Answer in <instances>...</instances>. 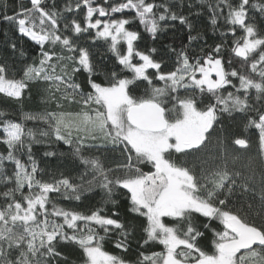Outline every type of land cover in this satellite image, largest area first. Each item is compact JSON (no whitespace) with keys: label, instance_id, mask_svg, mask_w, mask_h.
I'll return each instance as SVG.
<instances>
[{"label":"snow or ice","instance_id":"6c2138e0","mask_svg":"<svg viewBox=\"0 0 264 264\" xmlns=\"http://www.w3.org/2000/svg\"><path fill=\"white\" fill-rule=\"evenodd\" d=\"M253 13L264 20V0H18L11 15L2 0L0 24L38 47L29 60L10 42L19 70L0 60V94L16 105L0 107V264H61L65 244L82 264H264V28ZM137 22L152 41L169 30L187 41L142 50L129 27ZM208 32L219 41L208 44ZM98 40L119 71L97 63ZM33 85L39 112L23 108ZM228 118L258 133V167L229 166L228 140L240 149L251 141L229 137ZM213 140L216 154L201 159ZM60 143L82 166L75 177L37 158V146L53 158ZM98 190L102 203L87 212L57 202ZM118 192L144 221L139 247L162 250L133 262L105 249L112 240L128 253L135 235Z\"/></svg>","mask_w":264,"mask_h":264},{"label":"trees","instance_id":"16d2710c","mask_svg":"<svg viewBox=\"0 0 264 264\" xmlns=\"http://www.w3.org/2000/svg\"><path fill=\"white\" fill-rule=\"evenodd\" d=\"M2 2V0H0ZM18 3V0H7V4L9 7V14H12V9L16 6ZM121 14H116L117 17H119ZM125 16L132 15L131 13H125ZM255 16V23L258 29L264 28V20H261V16L259 13H253ZM79 18V17H78ZM130 28L137 30L141 32L143 36L142 41H138V45L142 50H146L148 47L155 46L158 49H164L165 45L173 44V46H177L181 40L187 41V33L186 32H177L175 36L172 34V30H169V32L164 33L160 39L157 41H152L147 33L143 31V29L139 26L138 22L134 25H130ZM239 34V33H238ZM264 34V33H262ZM220 39L219 34L216 36H213L211 32L207 33V42L208 44H213L214 42H218ZM175 41V43H173ZM10 42H15L18 46V48H22L24 52L27 54V57L29 60H31L36 55L37 47L33 42L29 41L27 38L20 37L19 34L10 29L5 24H0V60H8L10 64H15V67L17 70H19L24 62V58L19 57L17 55H13L11 48H10ZM95 52V58L97 63L105 70H110L113 67L116 68L117 71H119V65L115 63V58L112 57L111 53L107 51V45L103 40L97 41V47L94 49ZM158 58V57H157ZM172 64L171 61L168 62L166 69L171 68ZM150 72L152 70H149ZM121 75L131 76V73H121ZM81 81H83V77L80 78ZM98 80L103 81V76L97 77ZM159 84V82H157ZM143 88L138 90L137 94H142ZM0 107H7V108H15L16 105L14 102L9 101L7 98L3 97L2 94H0ZM45 105L41 103V94L38 89V86L33 85L32 91H31V99H25L23 108L25 111H32V112H39L43 110ZM239 115V114H238ZM250 115H255V113H250ZM244 121L242 120H235L228 118L225 120V128L227 129V135L231 137L233 134H241L244 137L248 138L251 141V145L248 149L252 147L253 144L256 145V148L251 152L250 155H246L244 157H240L235 153V151L239 150H245L240 149L237 146L233 145L231 143V139H229L230 147L232 149L228 148L229 153H231L232 156L236 157L234 161L230 160L229 166L235 167L237 170L240 171H247L248 166L251 164L253 167H258L259 162L257 159V153H258V133L255 129H250L247 132L244 131L243 128ZM29 127L32 126V123L29 122ZM3 150V146H0V151ZM53 150L57 151V156L53 158H44L42 156L43 147L37 146L35 149L36 155L38 160L41 161V167L45 168L47 170H52L53 172H56L57 174L59 172H64L66 175H71L75 177L82 169V166L78 165V162H75L72 158V156L69 154V150L67 146H64L62 143L60 144H54ZM248 151V150H247ZM60 153H64V155H60ZM216 154V148H215V140L209 145L208 148H206L202 153H200V158L203 159L205 157H210ZM116 160H108V164H114ZM148 168H145V171H147ZM259 181V173H257V183ZM123 191V190H122ZM102 197L103 193L99 190L93 194H91L88 198L84 199L82 202H69V201H63L58 200L57 202L64 207H70L75 208L78 211L87 212L90 209H92L94 206L99 205L102 203ZM117 199L120 201V213L121 218L124 219L127 222L128 227L135 228V235L132 237V246L128 253H122L119 249H116L114 247V244L112 240H108L105 243V249L116 255H123L127 260L135 262L137 259L139 252H152V251H160L162 250V246L158 244H152L149 246H145V248H140L138 241H141L143 237V232L141 230V225L144 223L142 218H136L133 216V214L127 212V200L123 195H121L119 192L116 194ZM250 197L246 194L241 202H245ZM256 208L259 209V200L258 197L256 198ZM110 207V206H109ZM110 215V212L108 213ZM203 222L204 218H200ZM259 222V221H257ZM214 227H222L217 225L215 222L213 223ZM211 239H212V233L211 231H206L205 237L202 240V243L209 247L211 245ZM59 251H61L64 256L68 258L67 262L61 261V264H82V252L80 249H78L76 246L72 244H65L59 248Z\"/></svg>","mask_w":264,"mask_h":264},{"label":"rangeland","instance_id":"374dc122","mask_svg":"<svg viewBox=\"0 0 264 264\" xmlns=\"http://www.w3.org/2000/svg\"><path fill=\"white\" fill-rule=\"evenodd\" d=\"M228 148H229V151H230V149H232V147H230V143H229V141H228ZM256 148V145L255 144H253L252 145V147L250 148V149H245V150H239V149H237L238 151H235V153L237 154V155H239V158L241 157H244V156H246V155H250L251 154V152L250 151H252V150H254ZM248 150V151H247Z\"/></svg>","mask_w":264,"mask_h":264},{"label":"water","instance_id":"95a60500","mask_svg":"<svg viewBox=\"0 0 264 264\" xmlns=\"http://www.w3.org/2000/svg\"><path fill=\"white\" fill-rule=\"evenodd\" d=\"M238 147V146H237ZM239 148V147H238Z\"/></svg>","mask_w":264,"mask_h":264}]
</instances>
